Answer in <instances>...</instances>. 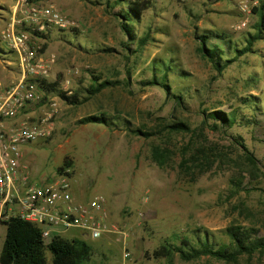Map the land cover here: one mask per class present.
<instances>
[{
    "label": "rangeland",
    "instance_id": "obj_1",
    "mask_svg": "<svg viewBox=\"0 0 264 264\" xmlns=\"http://www.w3.org/2000/svg\"><path fill=\"white\" fill-rule=\"evenodd\" d=\"M41 1L76 25L45 37L26 27L39 54L55 55L48 82L57 86L17 117L37 124L47 119L48 135L21 146V161L36 184L66 174L77 199H102L108 227L116 233L86 240L70 227L64 234L91 247L90 261L81 264L105 261L103 254L105 264H227L210 257L183 262L177 255L168 263L144 253L151 255L164 244L181 246L183 239L228 244L225 230L231 225L252 227L264 236V33L254 39L259 14L252 9L241 14L244 0H149V8L132 23L136 40L129 41L119 18L125 0L118 5L117 0ZM15 5L16 0H0L2 86L18 77L17 56L1 39ZM208 33L223 38L206 43L219 45L223 60H230L221 72L198 51L200 36ZM145 35L148 40L139 48ZM247 47L242 55L235 52ZM153 75H165L168 90L146 84ZM95 77L114 85L90 96L87 88ZM63 93L77 95L79 104ZM213 111L235 114L234 124L205 121ZM101 114L106 124L83 122ZM179 121L190 131L166 128ZM215 124L217 130L211 127ZM242 145L255 157L257 169L248 164ZM155 146L171 152L164 166L152 160ZM203 147L210 161L205 166L200 162ZM232 178L241 185L235 195ZM2 225L0 248L6 234ZM125 251L131 255L128 261ZM46 257L50 264L51 252ZM236 264H264V253L243 256Z\"/></svg>",
    "mask_w": 264,
    "mask_h": 264
},
{
    "label": "built area",
    "instance_id": "obj_2",
    "mask_svg": "<svg viewBox=\"0 0 264 264\" xmlns=\"http://www.w3.org/2000/svg\"><path fill=\"white\" fill-rule=\"evenodd\" d=\"M261 1L264 0H244L239 12L249 14ZM19 12L22 17H17ZM75 25L73 19L52 4L16 0L12 22L1 35L7 49L17 56L18 77L9 85L0 84V222L10 216L33 222L40 227L45 244L70 227L78 229L87 239L116 233L115 228L108 227L101 198L77 199L66 174L36 184L21 161V146L39 142L48 135L47 119L37 124L17 117L29 104L39 103L50 94L40 86L48 82L51 65L56 60L53 54L49 58L39 54L32 39L34 34L26 27L44 35L56 28L65 31ZM6 122L12 123L6 126ZM130 257L125 251L124 258L128 261Z\"/></svg>",
    "mask_w": 264,
    "mask_h": 264
},
{
    "label": "trees",
    "instance_id": "obj_3",
    "mask_svg": "<svg viewBox=\"0 0 264 264\" xmlns=\"http://www.w3.org/2000/svg\"><path fill=\"white\" fill-rule=\"evenodd\" d=\"M119 1L114 4H120ZM109 2V0H108ZM107 2V3H108ZM125 4V8L120 12V28L129 37V41H135L136 35L133 32L132 23L138 20L143 11L149 8V0H125L122 2ZM252 11L259 14V21L256 27L257 35L254 39L259 38V34L264 33V4L259 7H253ZM40 34V33H35ZM209 34V33H208ZM213 34V35H210ZM208 36L201 35L199 38L198 51L203 56L204 59L211 63L212 67L221 72L230 60H223L222 58V48L219 45L207 46L208 39L213 37L223 40L220 35H215L210 33ZM43 36V35H41ZM45 37V36H43ZM253 39V40H254ZM148 40V36L145 35L139 40V48L144 46ZM251 42L248 43V46ZM226 50H228L227 44L225 45ZM249 48H245L242 51L235 50L236 53L242 55L248 52ZM224 51V50H223ZM165 71L167 67L164 66ZM165 75L157 79L155 75L152 76L151 80H148L146 84L154 86L159 85L164 87L166 90L167 86L165 84ZM95 82L87 88V92L90 96H94L100 93L107 87H112L113 82L109 80H102L98 82L99 78H94ZM57 82H47L41 83V88H43L47 93L54 92L56 90ZM66 100L70 103L79 104V99L77 95L71 97L66 96L65 93L62 94ZM175 96V95H174ZM177 103H180V96H175ZM235 114H226L220 111H213L205 116V121L216 120L221 125H227L231 127L235 122ZM83 122H97L106 124L107 121L104 115L99 116H87ZM214 130H217L219 126L217 124L211 126ZM170 132L179 133L190 131L189 126L181 121L174 122L166 127ZM136 134L142 133L145 137L150 134L145 133L141 130H136ZM243 147L245 152V157L248 164L257 169V162L253 154L248 151L246 147ZM200 151V150H199ZM206 148H202L200 151V162L202 166L210 163L208 153ZM171 152L164 150L158 146L152 148L151 157L158 166H164L170 157ZM184 164L187 161L183 160ZM62 170V169H60ZM232 185L234 190L233 195L240 192L241 185L238 180L232 178ZM3 225L6 226V234L3 242L2 249L0 251V264H48L46 257L47 251L51 252L52 258L50 264H81L89 262L92 256V249L87 245L85 240H71L63 236H56L48 244H45L41 235V229L38 225L33 222L26 221L16 216H10L6 220L1 221ZM261 226L264 229V217L261 221ZM226 235H228L230 241L228 244L214 245L209 242L207 238L204 239L197 238L194 243H191L187 239H183L181 246L175 244H164L158 246L152 254L148 252L144 253L145 258L152 256L155 259H165L168 263H172L175 255L183 262H190L193 260H198L201 257H210L216 259V261L230 263H238L239 259L243 256L248 258L255 254L264 253V236H258V230L252 227H242L231 225L225 230Z\"/></svg>",
    "mask_w": 264,
    "mask_h": 264
},
{
    "label": "crops",
    "instance_id": "obj_4",
    "mask_svg": "<svg viewBox=\"0 0 264 264\" xmlns=\"http://www.w3.org/2000/svg\"><path fill=\"white\" fill-rule=\"evenodd\" d=\"M2 227H4V228H6V226L5 225H2ZM66 233V231L65 232H63L62 234H60V236H63V237H65V234ZM82 237L84 238V239H86L87 240V238L84 236V235H82ZM67 238V237H66ZM83 239V240H84ZM1 249H2V247L0 248V251H1ZM104 258H105V261H99V263H97V264H105V262H106V260H107V257L106 256H104V254L102 255ZM136 258V257H135ZM136 260V259H135ZM137 261L138 260H136V262L135 263H133V264H137Z\"/></svg>",
    "mask_w": 264,
    "mask_h": 264
},
{
    "label": "water",
    "instance_id": "obj_5",
    "mask_svg": "<svg viewBox=\"0 0 264 264\" xmlns=\"http://www.w3.org/2000/svg\"><path fill=\"white\" fill-rule=\"evenodd\" d=\"M86 237V235H84Z\"/></svg>",
    "mask_w": 264,
    "mask_h": 264
}]
</instances>
